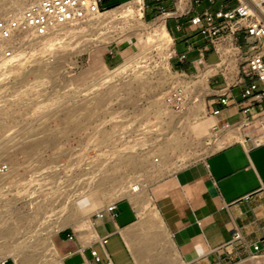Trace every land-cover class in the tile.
<instances>
[{"label": "rangeland", "instance_id": "rangeland-1", "mask_svg": "<svg viewBox=\"0 0 264 264\" xmlns=\"http://www.w3.org/2000/svg\"><path fill=\"white\" fill-rule=\"evenodd\" d=\"M10 1L0 0V15L35 0L18 7ZM130 4L110 7L25 49L22 68L11 70L2 86L0 165L8 163L14 175H0V233L10 229L8 236L0 235L10 247L0 264H17L14 253L23 247L39 252L42 262L53 253L48 264H61L63 233L92 241L77 223L56 230V219L78 201L90 197L101 210L129 198L124 192L133 183H145L150 196L169 174L233 139L231 128L213 127L207 111L194 115L192 103L183 111L167 104V95L184 78L175 41L166 69L154 37L164 21L147 20L143 2ZM234 60L230 57L224 67L236 65ZM123 63L128 65L123 72L110 73ZM34 138L44 141L29 147L26 140ZM103 177L112 182L108 189L94 190ZM95 213L90 212V226Z\"/></svg>", "mask_w": 264, "mask_h": 264}, {"label": "crops", "instance_id": "crops-1", "mask_svg": "<svg viewBox=\"0 0 264 264\" xmlns=\"http://www.w3.org/2000/svg\"><path fill=\"white\" fill-rule=\"evenodd\" d=\"M101 1L110 8L135 0ZM141 1L147 20L162 7L177 12L167 20L177 67L208 79L207 114L213 127L229 124L233 139L206 158L169 174L140 205L130 198L117 201L114 218L105 214L94 223L91 220V232L85 230L91 235L90 243L63 233L58 243L61 262L93 263L96 249L103 264H264L263 257H252L258 253L255 243L264 247V146H253L241 127L252 113L264 109V100L254 103L252 113H243L237 104L244 102L241 93L250 81L242 73L244 59L234 60L237 63L231 68L213 71L211 66L220 62L218 53L208 38L190 26L195 15L231 11L238 1L189 0L187 8L179 0ZM239 36L243 48L257 43L243 32ZM116 55L123 58L121 50ZM262 88L260 84L259 91ZM224 95L227 105L220 103ZM216 109L220 113L214 115Z\"/></svg>", "mask_w": 264, "mask_h": 264}, {"label": "built area", "instance_id": "built-area-1", "mask_svg": "<svg viewBox=\"0 0 264 264\" xmlns=\"http://www.w3.org/2000/svg\"><path fill=\"white\" fill-rule=\"evenodd\" d=\"M186 6L189 0H179ZM238 5L231 11L219 10L215 14H197L190 20V26L199 31L201 35L208 38L219 55L220 62L212 70L222 69L225 62L231 57L244 59L242 73L250 79L242 90L243 103H238V108L245 114L252 113L254 103L264 100V53L261 51L262 39H264V0H237ZM1 5V4H0ZM108 10L101 0H35L21 10L6 12L0 15V107L5 102V91L2 86L7 83L11 70L22 68V56L27 48L37 44L40 40L51 37L62 29L75 24L84 23L94 15H101ZM177 15V12L168 11L162 7L161 12L156 15L164 21L168 30L167 20ZM181 30V26H177ZM169 34L170 31L168 30ZM243 32L245 37H255L257 43L243 48L239 42V33ZM173 40V38H172ZM182 59L185 55L181 56ZM183 80L175 86L166 97L167 104L175 111L187 109L193 100L204 97L209 88L208 79L199 72L189 73L181 71ZM189 79V80H184ZM203 79V80H202ZM260 84L263 85L259 91ZM193 95L191 101L190 97ZM229 99L226 95L220 98L222 105H227ZM220 113L216 109L213 114ZM229 128V124L223 125ZM241 127L245 130L246 137L253 146H264V109L246 118ZM0 175L10 177L14 175L10 165H0ZM11 180L3 185L8 186ZM105 214L111 217L117 215V202L108 204L105 208L95 213V218H103ZM71 234L68 238L73 239ZM239 235H236V237ZM107 242V237L103 239ZM252 257L264 258V247L259 244L253 245ZM94 262L90 264H103L100 253L93 249ZM6 262V261H5ZM4 262V263H5Z\"/></svg>", "mask_w": 264, "mask_h": 264}, {"label": "bare ground", "instance_id": "bare-ground-1", "mask_svg": "<svg viewBox=\"0 0 264 264\" xmlns=\"http://www.w3.org/2000/svg\"><path fill=\"white\" fill-rule=\"evenodd\" d=\"M11 1H13V0H11ZM22 2H23V0L13 1L11 6L12 7H18V6L21 5ZM140 2H142V1L141 0H135L134 2H131V4L137 5ZM17 9H19V8H17ZM117 11H118V9L115 8V9H112V10L108 11L107 13L108 14H112V13L114 14ZM97 16L98 15H94L90 19H95ZM154 37H155V40L158 42V45H159L160 49L165 54V57L161 61V63L164 66V68L168 69V65H169L168 64V58H169V55H171V53L169 51H170V45H171V42H172V38L169 35V33H168L167 29L165 28V26H159V25H157V27L155 28V36ZM127 67H128V65H126V63H123V64L119 65L117 68H115V70L110 71V73L116 76L120 72H123ZM205 81H206V78L204 79L203 82H205ZM190 108H191L190 111H192V113H194V115H198V114H201V113H206L204 98L203 97H199V98L193 100L192 106ZM70 115H71V113H70ZM212 125H213V122H212ZM24 141H25V139H24ZM26 141L28 142V146L29 147L34 148L38 143H41L42 141H44V139L43 138H34V139H31V140H26ZM162 150H163V147H162ZM165 157H167V156H165ZM111 183L112 182H110V181L107 182V179L105 177H103L102 179H100L98 185H95L96 188L94 187L95 189L94 188L93 189L94 190H98L99 192L100 191H105L106 189H108V186ZM124 193L127 194L128 197L130 199H132V201H134L135 203L140 205L142 202H144V200L146 198L145 183H137V184L133 183L131 185H128L126 187ZM93 211H96V212L99 211V210L94 209L93 199H91L90 197L81 199L80 201H78L77 204H75V205H73L72 207L69 208V211L67 212V214L65 216L58 217L56 219V222L58 223V225L56 226V230H60L62 228H65L68 225V223L70 224V222H73V223H77V228L78 229H82L83 228V230H86V231L88 230V231L91 232L92 227L89 224L90 223V219H91L90 218V212H93ZM9 232H10V229L6 228L4 231H2L0 233V235L2 237L8 236L7 234ZM9 237H10V234H9ZM9 250H10V247L6 246V245H3L2 242L0 241V255H5L6 253L10 252ZM26 250H27V248L23 247L20 252H15L14 253V258H15V261H16L17 264H48V263L51 262V260L53 258V253L52 254L51 253L47 254L46 255L47 258H45V261L42 262L39 252L34 251L33 253H27ZM61 264H62V262H61Z\"/></svg>", "mask_w": 264, "mask_h": 264}, {"label": "trees", "instance_id": "trees-1", "mask_svg": "<svg viewBox=\"0 0 264 264\" xmlns=\"http://www.w3.org/2000/svg\"><path fill=\"white\" fill-rule=\"evenodd\" d=\"M9 263H12V261L9 260V261L6 262V264H9Z\"/></svg>", "mask_w": 264, "mask_h": 264}]
</instances>
